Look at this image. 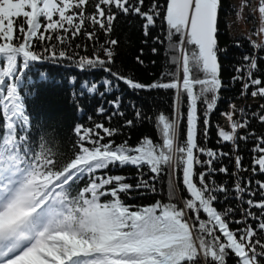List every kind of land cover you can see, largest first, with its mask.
I'll list each match as a JSON object with an SVG mask.
<instances>
[{
	"label": "snow or ice",
	"instance_id": "snow-or-ice-1",
	"mask_svg": "<svg viewBox=\"0 0 264 264\" xmlns=\"http://www.w3.org/2000/svg\"><path fill=\"white\" fill-rule=\"evenodd\" d=\"M222 9L0 0V264H264V0L233 9L254 27L227 79ZM134 21L161 57L149 81L124 66L130 33L116 35ZM144 54L133 58L141 67ZM44 65L78 70L66 127L28 111L51 79ZM144 123L152 132L130 143ZM133 192L161 198L129 203Z\"/></svg>",
	"mask_w": 264,
	"mask_h": 264
},
{
	"label": "trees",
	"instance_id": "trees-1",
	"mask_svg": "<svg viewBox=\"0 0 264 264\" xmlns=\"http://www.w3.org/2000/svg\"><path fill=\"white\" fill-rule=\"evenodd\" d=\"M236 9L235 5L231 3L230 0H223V9L221 11V25H220V44L221 46H229L230 50L226 57H223L221 62L224 66V78L227 79L231 75V67L233 64L237 63L241 54L245 52H250L252 49L248 46V41L246 39H241L242 37H247L246 35H235L229 32V21L228 18L235 14ZM130 33V39L132 41V47L129 49V53L127 56L123 57L125 68H132L135 70L138 78L149 81L152 77L149 73H159L160 72V63L161 57L154 56L151 52V48L153 47L151 39L147 45H142L141 40L143 39L141 32L138 27V21H134L131 25L121 24L116 35L123 37L124 35ZM236 40H240L241 44H243L242 48H235L234 42ZM144 48V56L142 57L146 63V67H141L134 61V56L139 53V49ZM163 51V49H162ZM156 60V66L151 65V61ZM39 68V66H37ZM43 70L50 73L51 79L47 83H40L37 85V95L34 98H30L28 100V111L32 113L33 117L39 120L46 121L49 125L59 124L61 126L66 127L70 122L77 118V113L75 111L72 96H71V86L67 82V78L71 75H76L78 70L69 69L67 66L65 67H55L52 65H44ZM35 76V72H33ZM97 76L102 75V73H96ZM55 81H61V83H56ZM144 93H141L140 96L144 97ZM153 95H156L155 93ZM224 96L232 95L231 92H224ZM131 97V93L126 96V100ZM137 103H141V100L135 97ZM251 103V101H249ZM95 106V102H93V107ZM145 108L148 107L147 104L144 105ZM158 107L163 106L158 104ZM86 113L85 118L88 114H94L92 112V107H89L85 104ZM226 104H221V109L226 108ZM132 117V112L129 109L125 119H129ZM99 119V118H98ZM221 124H224L222 118L219 116V113L213 116V121H217ZM113 125L117 123V120H113ZM127 131V130H126ZM152 128L148 123H144L142 127L134 129L132 131V139L130 143L135 144L137 139L144 134L151 133ZM123 137H117V141L119 142ZM215 140V136H213V141ZM227 150V148H225ZM118 172L121 170H117ZM125 173L131 172L135 174V169H123ZM223 177H218V179H222ZM131 183H135V180L130 181ZM133 200L129 201V203L136 204H147L153 202L155 199H159L161 197H154L151 195H146L141 198H137V194L135 192L132 193Z\"/></svg>",
	"mask_w": 264,
	"mask_h": 264
},
{
	"label": "rangeland",
	"instance_id": "rangeland-1",
	"mask_svg": "<svg viewBox=\"0 0 264 264\" xmlns=\"http://www.w3.org/2000/svg\"><path fill=\"white\" fill-rule=\"evenodd\" d=\"M236 7V10L239 9L241 0H230ZM244 17H247V10L244 12ZM229 21V32L235 35H249V30L254 27L251 20H246L245 18H238L236 12L234 15L228 18ZM253 39H258L253 37ZM223 120V119H222ZM224 122V120H223Z\"/></svg>",
	"mask_w": 264,
	"mask_h": 264
}]
</instances>
